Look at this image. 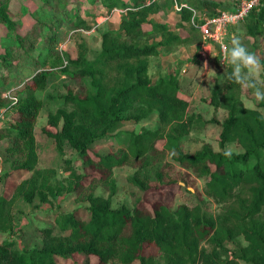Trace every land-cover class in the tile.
<instances>
[{"label":"trees","instance_id":"obj_1","mask_svg":"<svg viewBox=\"0 0 264 264\" xmlns=\"http://www.w3.org/2000/svg\"><path fill=\"white\" fill-rule=\"evenodd\" d=\"M12 1L0 0V111L9 113L0 126L8 162L0 178L15 177L18 170L29 174L0 192V230L13 232L10 205L16 196L41 202L75 189L87 204L83 212L55 210L52 224L35 228L37 246L18 247L14 239H1L0 264H56V257L75 254L83 255L82 264H264V114L259 111L264 102L244 106L240 85L227 79L232 70L228 66L204 97L214 110H225L217 140L221 149L203 143L187 152L180 142L194 122L203 121L201 115L188 110L175 70L149 71L152 57L191 42V33L198 32L190 22L192 14L198 21L199 16L228 9L231 2L182 1L186 6L175 12V28L187 32L182 35L155 18L157 13L166 15L173 0H38L31 9L23 4L13 9ZM112 8L121 12L117 25L99 32L98 45L90 48L81 29L93 26L97 16H106ZM26 15L32 21L23 27ZM263 21L264 4L252 7L240 21L242 36L264 38ZM65 39H73V56L59 48ZM198 57L194 53L192 60ZM50 76L77 85H64L62 104L46 112L42 126L59 154L66 143L80 157L82 172L64 159L66 184L52 180V169L34 168L33 125L44 104L35 91L45 88ZM150 116L158 120L153 128H121ZM108 134L123 136L120 148L89 152L92 143ZM227 143L240 149L230 158L222 154ZM167 154L171 163L203 178L202 194L221 203L219 211L211 212L198 192L192 203L175 207L160 200L148 206L111 207L109 198L91 190L93 183H101L112 191V168L122 164L135 165L127 178L142 194L174 183V178L164 182ZM158 162L161 167L155 166ZM148 167L153 177L146 173ZM239 235L244 244L237 241Z\"/></svg>","mask_w":264,"mask_h":264},{"label":"rangeland","instance_id":"obj_2","mask_svg":"<svg viewBox=\"0 0 264 264\" xmlns=\"http://www.w3.org/2000/svg\"><path fill=\"white\" fill-rule=\"evenodd\" d=\"M38 0H14L11 3V8L16 9L17 6L23 4L28 9L34 7ZM185 1V0H177ZM229 3L232 0H227ZM119 8H112L106 16L100 15L96 17V22L93 26L88 29H81L80 32L84 34L88 46L90 48L96 47L98 45V33L106 29L109 22H116L117 15H120ZM113 14L114 17L111 18ZM159 14L157 18L166 19V15ZM156 14V15H157ZM111 18V19H110ZM171 18V16H170ZM169 18V19H170ZM31 18L23 17V27L29 24ZM172 26L176 32L179 31L180 34L186 35L187 32L184 28H175L176 16L174 15L172 19ZM145 27V26H144ZM148 25L145 27L147 28ZM3 33L2 27H0V34ZM229 33H233L241 37L244 45L249 49V51L256 53L258 56L264 60V38L257 37L255 40L244 38L242 36L243 31L240 24L230 27ZM242 33V34H241ZM193 36L191 42L187 44H182L176 48L174 58L176 62H171L170 65H174L172 71L178 73V77L181 83V91L188 100V110L190 112L198 113L201 115L203 121H196L192 125L190 131L183 137L180 142V147L182 150L187 152H192L198 149L203 143L209 144L212 149H221L218 144V133L220 130V122L222 121L225 110L223 108H214L204 99V97L209 96L210 89L212 88L213 81L215 79L220 83L223 78L227 67H231L227 61H220L219 56L213 57L212 50L206 56L200 53V35L197 31L191 33ZM231 36H227L226 43L230 42ZM199 40V41H198ZM198 41V42H197ZM59 48L65 50L71 56L75 53L73 39H65L59 43ZM181 49V50H180ZM198 53V61L192 60V55ZM216 56V55H215ZM182 58V59H181ZM181 59V60H179ZM160 57H152L149 67L150 73L159 72L160 74L166 73L167 68L160 63ZM207 64V68L204 65ZM169 67V65L167 66ZM183 67V70H182ZM208 70H213L215 75L208 74ZM261 73L258 77L259 80L263 81ZM64 85L77 88L75 81L59 76H50L47 80V85L41 90H36L35 95L44 100V104L39 109L38 115L33 125V134L35 139V151H36V162L34 168L53 170V178L59 179L63 184L67 182L68 169H65L64 159L68 160L67 164L78 172H82L81 160L78 157L75 150L69 148L65 143L63 146V151L59 154L55 147L53 140L48 137L43 131L42 126L45 125L46 112L48 110L54 109L56 106L62 104L61 94L64 93ZM79 87V85H78ZM9 97L13 98L9 91ZM51 97L46 100V96ZM240 99L244 106L253 107L255 101L252 100V90L245 92L240 87ZM259 111L264 114V109L259 108ZM0 126L3 124V119L8 118V111H0ZM215 117L216 120H211L210 118ZM158 124L156 116H150L149 119L141 120L135 123H126L121 125V128L132 130L134 132H139L142 128H153ZM123 139L121 134L114 135L108 134L89 146V152H97L103 154L107 151H115L120 148V142ZM7 144L6 139H0V173L3 169L8 168V162H4V152L2 150L3 146ZM223 149H231L232 151H239L240 149L236 147L233 143H227ZM166 161H169V165L164 167L166 176L165 180L174 178V183L168 184L163 183L158 189L148 191L142 194L139 188L134 184L130 183L127 176L135 170V165L122 164L119 166H114L112 168V184L114 189L111 191L109 189V184L93 183L91 190L94 194L102 195L109 198L110 206L115 207L120 204H124L131 207L135 203L141 206H148L154 200H160L166 203L169 207H175L179 203H192L196 200V192L199 193V197L203 198L206 202L207 207L211 209V212H217L220 210L221 203L214 201L211 197H207L202 194L203 188V178L195 177L189 168L179 167L175 163H171L170 156L167 154L165 157ZM155 166L159 167L160 162L155 163ZM154 167V166H153ZM161 167V166H160ZM146 173L153 177L152 169L146 168ZM187 173V175L185 174ZM17 176L8 177L5 180L0 178V192L4 190H10L12 184L17 182L23 177L28 176V171L18 170L15 171ZM87 202L83 197V193L80 190L69 189L63 191L61 194L54 198H49L46 201H38L35 197L30 203L24 201L20 197L16 196L12 200L11 207V220L14 224L13 232L1 231L0 230V240L1 239H14L18 247L27 246H37L39 244V233L35 229L39 225L52 224V215L55 210L59 211H71L76 210L77 212H83ZM237 241L244 244V240L239 235L236 237ZM226 246L231 248L233 244L231 242H225ZM83 255L75 254L70 258H60L56 257V264H82ZM93 260V257H91ZM199 264V263H197ZM240 264H246L240 262Z\"/></svg>","mask_w":264,"mask_h":264},{"label":"clouds","instance_id":"obj_3","mask_svg":"<svg viewBox=\"0 0 264 264\" xmlns=\"http://www.w3.org/2000/svg\"><path fill=\"white\" fill-rule=\"evenodd\" d=\"M211 55H220L222 63L227 61L231 66L232 70L227 74V79L240 85L245 92L252 90V100L255 103L264 102V81L258 79L264 73V60L249 51L240 36L233 34L229 43L221 44L219 52ZM204 67L207 68V64ZM208 74L214 76L215 72L208 70ZM222 154L230 158L233 153L231 149H227Z\"/></svg>","mask_w":264,"mask_h":264},{"label":"built area","instance_id":"obj_4","mask_svg":"<svg viewBox=\"0 0 264 264\" xmlns=\"http://www.w3.org/2000/svg\"><path fill=\"white\" fill-rule=\"evenodd\" d=\"M258 4H264V0H232L228 9H222L209 16H199L198 21L193 18L192 14L190 22L197 28L200 35V53L203 57L211 50L213 54L219 52L221 44L226 43L228 27L241 21L249 10ZM181 6H186V4L182 1L173 0L175 11L180 10ZM216 56H219L221 61L222 57Z\"/></svg>","mask_w":264,"mask_h":264},{"label":"crops","instance_id":"obj_5","mask_svg":"<svg viewBox=\"0 0 264 264\" xmlns=\"http://www.w3.org/2000/svg\"><path fill=\"white\" fill-rule=\"evenodd\" d=\"M176 11L173 9V3H172V9H169V10H167V14H166V19L165 20H163L161 17L160 18H157V16L155 17L156 19H158L159 21H163V22H166L167 24H169V25H171L172 26V19H173V17H174V15L176 14L175 13ZM114 15H116V14H113L112 16H111V18L112 17H114ZM170 16H171V18H170ZM110 18V19H111ZM170 18V19H169ZM117 19H119V15H117ZM118 21V20H117ZM117 21L116 22H109L108 24H107V27H115L116 25H117ZM240 24V21L239 22H237L236 24ZM236 24H234V25H230L229 27H228V29H227V36H232L233 35V33H229V29H230V27H232V26H235ZM242 34V33H241ZM154 39H155V37H154ZM181 50V49H180ZM212 54H213V52H212ZM174 55H175V52H171V53H169V54H167V55H164V56H160V59H161V61H160V63L162 64V65H164L166 68H167V71H172V69H173V67H174V65L172 66V65H170V63L171 62H176L177 60L174 58ZM182 59V58H181ZM181 59H179V60H181ZM169 65V67H167ZM182 70H183V67H182ZM179 78V77H178ZM179 82H180V79H179ZM179 88H181V83H179Z\"/></svg>","mask_w":264,"mask_h":264}]
</instances>
